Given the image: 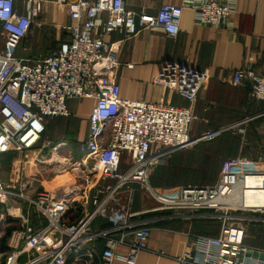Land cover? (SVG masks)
<instances>
[{
  "label": "built area",
  "instance_id": "2783aa9c",
  "mask_svg": "<svg viewBox=\"0 0 264 264\" xmlns=\"http://www.w3.org/2000/svg\"><path fill=\"white\" fill-rule=\"evenodd\" d=\"M45 2L0 0V69L4 68L0 72V161L7 154L50 147L52 143L43 140L46 124L55 117L71 116V101L95 103L87 135L78 145L81 157L57 161L63 173L72 170L77 175V182L67 186L61 198L40 189L33 178L17 180L13 186L0 177V223L15 224L8 250L0 253V264H89L99 240L106 243L99 264L116 260L136 264L138 254L149 248L151 226L143 215L152 212L190 218L205 215L221 222L218 236H196L194 252L178 258L180 264H264V249L245 241L249 217L236 215L248 211L264 215V206L241 203L248 190H264V159L225 161L212 186L151 184L155 169L175 153L212 140L230 127L240 128L250 119L193 138L194 106L209 80L208 72L169 63L156 75L154 83L177 92L187 106L126 99L118 80L120 63L105 40L113 30L133 35L140 28H158L177 37L186 8L195 12L199 25L218 28L230 19L235 1L185 0L182 5L162 4L152 14L128 9L125 0H55L67 8L72 22L69 40L33 59L16 56ZM231 84L248 86L252 98L264 102V73L250 65L236 69ZM70 147L68 142L54 145L53 158L58 160L55 154ZM24 157L26 163L28 156ZM250 178L256 182L254 187L247 183ZM135 184L157 207L131 209ZM98 219L104 225L94 226ZM118 246L128 251L119 253Z\"/></svg>",
  "mask_w": 264,
  "mask_h": 264
},
{
  "label": "crops",
  "instance_id": "0c3cea01",
  "mask_svg": "<svg viewBox=\"0 0 264 264\" xmlns=\"http://www.w3.org/2000/svg\"><path fill=\"white\" fill-rule=\"evenodd\" d=\"M184 1L125 0V3L130 10L154 14L162 4L182 5ZM219 1L225 3L228 0ZM234 1L233 14L224 25L218 28L199 25L195 19V12L186 8L177 37H169L158 28H140L133 35L120 29L113 30L105 36V40L112 46L120 63L118 80L121 96L126 99L187 106L188 101L180 97L177 92L156 85L154 83L156 75L164 64L169 63L187 65L196 71H207L209 80L194 106L197 120L194 121L191 136L195 138L208 131L223 129L239 121L250 119L245 125L240 126L243 129L238 138L240 149L233 158L242 157L254 161L259 158L264 159V116H261L264 112V103L252 99L248 86H233L231 79L236 69L248 65L256 72L264 73V0ZM43 11L44 13L40 14L32 28L35 25L40 27L39 20L43 19L47 24L41 29L51 27L63 31L67 34V39L63 42L69 40V27L72 22L68 17L67 8L58 5L55 0H46ZM61 43L51 52L58 50ZM2 48L3 44L0 42V49ZM35 57L37 56L26 58ZM3 70L4 68L0 69V72ZM94 103L95 101L91 99L73 100L69 103L71 117L76 124L74 123V130L70 129L73 135H69L70 140L67 142L70 146L74 143L80 155L82 154L78 150V145L87 135L89 117ZM57 118L60 117L49 120ZM234 128L236 127H230L227 130ZM205 142L207 141H200L198 145L196 144L194 152L197 155L205 156L219 145L218 140L211 143ZM180 152L172 155L161 165L171 164L174 157H184L185 155H179ZM56 156L65 159L55 154ZM196 159L195 156V163ZM199 159L198 166L203 169L201 163L204 159ZM229 159L232 158L225 161ZM221 169L222 167L214 183L197 185H215ZM151 184L154 185L153 181ZM133 211H138V209L133 208ZM152 213L147 216L143 215V219L149 221L151 235L149 248L138 254L136 264H180L178 258L186 252H194L196 236H218L220 233L221 223L214 225L215 221L205 215L190 218L175 217L167 212ZM101 225H104L102 219L94 222L96 227ZM105 245L103 240L97 241L93 259L89 264H99V257ZM116 251L126 253L128 248L118 246ZM113 264L128 263L116 260Z\"/></svg>",
  "mask_w": 264,
  "mask_h": 264
},
{
  "label": "rangeland",
  "instance_id": "374dc122",
  "mask_svg": "<svg viewBox=\"0 0 264 264\" xmlns=\"http://www.w3.org/2000/svg\"><path fill=\"white\" fill-rule=\"evenodd\" d=\"M42 13H44V11ZM39 24H41V26L39 27L35 25L32 28L30 34L22 41L19 49H17L16 56L32 58L34 56L44 55L51 52L57 47L59 43L67 39V34L63 31L51 27L44 30L41 29L47 24L45 20H39ZM74 123L75 122H73L71 116L49 120L46 131L43 135V140L50 141L52 145L50 147L44 148L43 150L34 149L26 154L17 153L18 155H14L15 153H11L5 155L0 161V174L2 176L0 177L6 179L5 181L13 186L18 184H16L17 180H20L21 182L23 178H33L36 180L35 183L40 189H46L56 195L58 198H61L65 192V188L77 182V175L72 170H67V172L63 173L61 170L63 167H61L60 164H57V160L53 158V151H51V147L60 142H67L70 140L69 135H71V131L75 129ZM240 135L241 128L238 127L232 130L223 131L211 141L207 140V142H205L211 143L216 142L217 140L219 142V145L214 150L210 151L209 154L203 156L197 155V153H195L196 155H194V157L196 156L197 158L196 163L193 164L191 171H189L187 175L182 176L181 171L173 169L172 173L170 174L166 173L165 171L163 174H158V177L156 176L157 179H160L162 185L175 186H181L183 183H214L224 161L228 158H233L239 152L240 146L238 145V138ZM195 146L196 145L184 150L183 152H180L179 155H185V158L191 157L193 155L191 152L196 150L195 148L197 146ZM25 155L28 156L26 163L24 157ZM59 155L64 158L72 155L75 160H78L81 157L74 143L71 144L70 148L60 152ZM199 158H201V160L204 159V161L201 163L203 169H200L198 166L200 164ZM166 166L167 164H164L161 167ZM152 181L153 183H157L155 181V177L152 179ZM138 189L139 185L135 184V197L133 205L131 206L132 210L134 208L138 209V211H141L157 207V202L152 197H150L145 192L138 191ZM126 202L127 199L124 198L123 203ZM243 214L249 217L246 244L252 245L254 247L264 248V215L260 213H253L251 211L246 213L236 212V215L239 217H244ZM147 215L148 214L144 216ZM213 221H215L214 225H219V223H221L218 219H213ZM14 226V223L8 226H6V224L2 225V223H0V240L5 236L6 230L10 227L13 228Z\"/></svg>",
  "mask_w": 264,
  "mask_h": 264
},
{
  "label": "trees",
  "instance_id": "16d2710c",
  "mask_svg": "<svg viewBox=\"0 0 264 264\" xmlns=\"http://www.w3.org/2000/svg\"><path fill=\"white\" fill-rule=\"evenodd\" d=\"M25 39V38H24ZM23 39V40H24ZM22 40V41H23ZM250 89V88H249ZM253 99V98H252ZM255 100V99H253ZM257 101V100H256ZM259 102H262V101H259ZM264 103V102H262ZM191 154H193L191 157H188V158H184L182 156H180V158H175L174 161L171 162V164H168L166 167H161L162 165H159L155 171L153 172L152 176H151V181L152 179H154L155 177V181L157 183H153L155 186H159V187H162V186H165V185H162V182L160 181V179H157L158 177V174H163L164 171L168 174L172 173V170H179L181 171L182 173V176L183 175H187L189 171H191L192 169V166L193 164L195 163L194 162V155H195V152L192 151ZM177 175V173H176ZM157 176V177H156ZM177 177V176H176ZM188 185H197V184H186V183H183L181 184V186H188ZM166 186H175V185H166ZM197 186H206V185H197ZM15 228V226L13 227ZM12 227L8 228L6 230V234L4 237H2V239L0 240V246H1V250L0 252L1 253H5L8 248H7V238L8 236L10 235L12 229ZM247 238V237H246ZM246 241V240H245ZM5 258V257H4ZM4 264V263H3Z\"/></svg>",
  "mask_w": 264,
  "mask_h": 264
},
{
  "label": "bare ground",
  "instance_id": "6f19581e",
  "mask_svg": "<svg viewBox=\"0 0 264 264\" xmlns=\"http://www.w3.org/2000/svg\"><path fill=\"white\" fill-rule=\"evenodd\" d=\"M57 155V154H56ZM57 158V156H56ZM67 159L58 158V163H64ZM250 187H254L256 182L253 179H248L247 181ZM245 206H256L261 207L264 206V190L261 192H257L255 190H248L246 196L241 201Z\"/></svg>",
  "mask_w": 264,
  "mask_h": 264
},
{
  "label": "water",
  "instance_id": "95a60500",
  "mask_svg": "<svg viewBox=\"0 0 264 264\" xmlns=\"http://www.w3.org/2000/svg\"><path fill=\"white\" fill-rule=\"evenodd\" d=\"M213 132H214V131H212V132H209V133H213ZM3 223H4V222H3ZM3 223H2V224H3Z\"/></svg>",
  "mask_w": 264,
  "mask_h": 264
}]
</instances>
